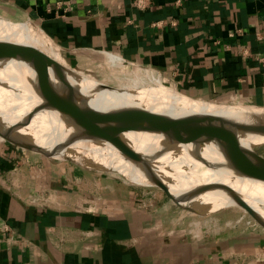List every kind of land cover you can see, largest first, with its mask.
I'll list each match as a JSON object with an SVG mask.
<instances>
[{
  "label": "crops",
  "instance_id": "obj_1",
  "mask_svg": "<svg viewBox=\"0 0 264 264\" xmlns=\"http://www.w3.org/2000/svg\"><path fill=\"white\" fill-rule=\"evenodd\" d=\"M133 1L0 0V15L37 23L76 67L113 56L264 107V0ZM210 215L0 135V264H264V227Z\"/></svg>",
  "mask_w": 264,
  "mask_h": 264
},
{
  "label": "bare ground",
  "instance_id": "obj_2",
  "mask_svg": "<svg viewBox=\"0 0 264 264\" xmlns=\"http://www.w3.org/2000/svg\"><path fill=\"white\" fill-rule=\"evenodd\" d=\"M20 48L37 50L50 58L52 49L59 50L34 23L27 21L15 25L0 20V49ZM109 62L121 63L119 60ZM0 63V121L6 128L19 130L20 125L30 118L27 126L33 127L32 124L42 123L43 127L40 126L34 133L36 141L53 154L70 157L89 167L116 169L126 173V177L136 183H156L152 172L131 148L148 158V152L157 144V148L165 154L167 149L172 148L165 135L155 132H128L123 135V141L110 139V131L101 128L89 118L60 116L53 109L44 107L46 98L38 90L36 80L32 79L34 76L28 80L20 76V72L29 67L26 61L7 59ZM138 72L140 77L147 76L150 82L135 85L133 78L120 79L118 92H100L81 78L77 80L84 93L95 90L89 103L98 109L127 105L145 112L161 114L187 125L216 126L224 122L241 123L264 113V107L201 102L164 85L152 73ZM239 140L242 147L254 152V146L264 141V135L244 133L240 135ZM177 146L175 150L179 152H175L179 153L178 158L163 157L164 161L159 163L160 170L176 178V182L168 183V186H177L182 192L193 189L186 184L205 188L208 190L200 194V198L212 199L222 195L215 189L227 184L238 190L264 218V181L243 175V168L230 159L217 142L207 140L198 145L187 143ZM166 166H169L170 170L167 171ZM155 170L159 173L158 169Z\"/></svg>",
  "mask_w": 264,
  "mask_h": 264
},
{
  "label": "water",
  "instance_id": "obj_3",
  "mask_svg": "<svg viewBox=\"0 0 264 264\" xmlns=\"http://www.w3.org/2000/svg\"><path fill=\"white\" fill-rule=\"evenodd\" d=\"M7 59H19L28 63L29 67L20 72V76L26 80L34 76L32 79L36 80L38 90L46 98L44 107L53 109L60 116L74 119L89 118L101 128L109 130L110 139H119L120 141L124 140L123 135L128 132L150 134L155 132L165 135L169 143L172 144V148L167 149L165 154L161 153L163 151L157 148V144L148 152V158H144L142 153L135 149L131 148V150L144 161L147 168L152 172L156 180L154 184L166 190L178 206L195 213L208 214L231 206L232 203L229 202L231 201L235 203L234 205L251 213L264 227V218L234 187L226 184L216 188L215 190L220 191L222 195L214 196L212 199L200 198L199 195L208 189L198 187L184 192H180V190L177 195H174L170 191L168 183L174 184L176 178L173 175L165 174V171L159 168V163L164 161L163 157L178 158L180 156L179 153L175 152L178 151L175 150L177 145L187 143L198 145L203 141L214 140L230 159L243 168V175L253 180L264 181V156L242 147L239 140L240 135L244 133L264 135V113L256 115L247 122H224L216 126H194L127 105H112L106 109H98L89 103V99L95 90L91 89L89 93H84L78 84L79 76L57 60L28 48L0 49V62ZM29 122L30 118L20 125V128L25 130L21 131L20 128L19 130H10L0 121V135L17 146L35 150L51 158H70L53 154L52 151L40 145L36 141V134L34 135V133L43 125L37 122L32 124L33 127L31 125L29 127L27 126ZM155 169H158L159 173ZM166 169L168 171L170 167L166 166Z\"/></svg>",
  "mask_w": 264,
  "mask_h": 264
},
{
  "label": "rangeland",
  "instance_id": "obj_4",
  "mask_svg": "<svg viewBox=\"0 0 264 264\" xmlns=\"http://www.w3.org/2000/svg\"><path fill=\"white\" fill-rule=\"evenodd\" d=\"M0 20L7 22V23L15 24V25L23 24L27 21H30L31 23H34V25H36L37 27L42 29L37 23H35L34 21H32L31 19H28V18L13 19V18H8V17L6 18V17H3L0 15ZM52 44H54V43H52ZM50 55H51V58H53L57 61L60 59L59 61H61L64 66L72 69L79 76L78 79L81 78L84 82H87L90 86L94 87L95 89L99 90L100 92H107V91L118 92L119 87H120V85H119L120 79L123 80V79L133 78V79H135V82H134L135 85L142 84V83L145 84L148 81L150 82V80L147 76L141 75L143 78L140 77L138 71H142V72L144 71V72L152 73V75L155 78H159L164 85H166L168 87H173V88L177 89L178 91L183 92L182 90L178 89L174 84L163 81L161 76L159 74H157L151 68H148L145 66H136V65H131V64H125L123 62L111 64L109 62L110 60H113V61L117 60L113 56H108V58L106 57V58H104V60L99 61V62H95V63L88 64V65H79V67H76V66H74L73 63L70 64V62H68V60L65 58V56L61 53L60 50L55 51L52 49ZM81 70L83 72H81ZM135 76L136 77L138 76V78H136ZM190 97H193V96H190ZM195 99H197L201 102L210 101V102L217 103V104L219 103V104H228V105L252 106L249 104L241 103L239 101H224V102H222V101L200 99V98H195ZM254 152L260 154L261 156H264V141L254 146ZM54 159L62 160L63 162H67L69 164H75V165H78L84 169H89L92 171L115 174V175H118L119 177L125 179L126 181L130 182L131 184L136 185V186L158 188V185L153 184V183L152 184H147V183L146 184H144V183L140 184V183L133 182L128 177H126V173L115 170L113 168H100V167L98 168V167H94V166L89 167V166L82 165L79 162H76L75 160L70 159V158H61V157L58 158L57 157ZM201 167L204 168V166H201ZM142 180H144V179H142ZM186 185H189L192 188H196V187L192 186L191 184H186ZM168 187L174 195L178 194V192L180 191V188L177 186H168ZM180 192H182V191H180ZM179 207L182 209H185L181 206H179ZM262 207L264 208V206H262ZM208 214H211L210 216H212L213 218H220L222 220V222H246L247 220H249L251 222H257L258 223L257 219L251 213H249L247 210H245L242 207H239L237 205L227 206L221 210H218V211L212 212V213H208Z\"/></svg>",
  "mask_w": 264,
  "mask_h": 264
},
{
  "label": "built area",
  "instance_id": "obj_5",
  "mask_svg": "<svg viewBox=\"0 0 264 264\" xmlns=\"http://www.w3.org/2000/svg\"><path fill=\"white\" fill-rule=\"evenodd\" d=\"M133 2L136 7L145 8L150 4L151 0H134ZM159 23L160 21L153 22L154 25H158ZM260 59H264V57H261Z\"/></svg>",
  "mask_w": 264,
  "mask_h": 264
}]
</instances>
